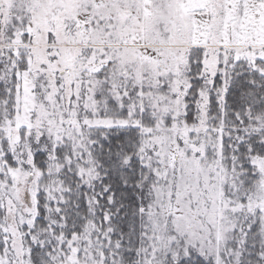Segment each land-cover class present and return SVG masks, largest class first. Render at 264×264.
I'll return each mask as SVG.
<instances>
[{"label": "snow or ice", "instance_id": "6c2138e0", "mask_svg": "<svg viewBox=\"0 0 264 264\" xmlns=\"http://www.w3.org/2000/svg\"><path fill=\"white\" fill-rule=\"evenodd\" d=\"M0 264H264V0H0Z\"/></svg>", "mask_w": 264, "mask_h": 264}]
</instances>
